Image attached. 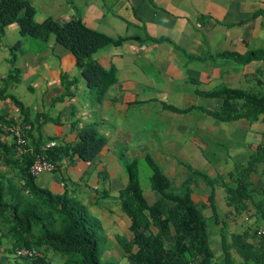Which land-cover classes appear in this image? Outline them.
I'll use <instances>...</instances> for the list:
<instances>
[{"label": "crops", "instance_id": "0c3cea01", "mask_svg": "<svg viewBox=\"0 0 264 264\" xmlns=\"http://www.w3.org/2000/svg\"><path fill=\"white\" fill-rule=\"evenodd\" d=\"M30 1L36 8V21L47 16L59 20L76 17L89 28L111 37L126 36L120 44L107 45L93 53V59L105 68H116L118 76V83L109 87L103 100L93 103L88 95L81 98L88 90L82 78L73 97L65 94L61 73L73 77L80 73L69 49L53 36L46 43L19 38L22 44L16 65L20 81L9 91L28 108L31 119L41 115L30 125L33 138L30 137V150L34 151L37 144L44 148L52 140L75 144L78 138L72 125L81 127L91 121L97 123L108 140L91 162L76 155L71 160L63 159L55 171L35 176V182L56 194L64 191L65 182H73L91 210L98 205L89 189L97 187L91 183L99 182L111 194L126 184L127 179L123 186L109 189L126 176L121 175L122 166L115 155L116 148L124 145L127 159L150 155L156 162H165L160 167L176 189L186 179L195 180L191 183V197L208 218V231L209 221L213 220L215 248H211L216 259L225 258L227 249L223 240L231 244L233 235L244 234L256 243L252 235L256 227L264 226V216L256 220L253 205H249L250 211L236 214L227 202L225 183L230 182V173L239 165H248L251 154L264 143V114L255 120L245 117L219 120L213 112L222 107L223 98L205 93L221 86L264 89L263 59L243 62L221 55L231 52L245 57L250 51L264 50V0ZM7 30L19 33L16 23L7 25L0 33V48L6 45ZM146 35L165 40H146ZM10 55L11 49L0 53V78L9 70ZM7 65L4 72L2 68ZM88 94L93 97L92 92ZM58 96L63 98L55 101ZM132 109L137 115H146L150 132L147 141L138 132L140 125L120 124L123 120L133 123L138 119L134 114L126 119ZM2 112L20 119L10 97H0ZM135 131L138 133L133 137L137 140L133 142L129 132L134 135ZM46 136L52 139L43 144ZM0 140L3 144L14 142L3 132ZM189 167L205 173L212 184L192 174ZM104 170L105 179L99 174ZM250 179L256 188V198L262 195L264 198V160L255 164ZM144 195L150 204L160 198L149 186ZM209 240L211 245L210 234ZM228 253L236 263L242 260L235 247L229 248Z\"/></svg>", "mask_w": 264, "mask_h": 264}, {"label": "trees", "instance_id": "16d2710c", "mask_svg": "<svg viewBox=\"0 0 264 264\" xmlns=\"http://www.w3.org/2000/svg\"><path fill=\"white\" fill-rule=\"evenodd\" d=\"M35 13L36 8L30 0H0V33L4 32L7 25L16 23L20 34L31 36L33 40L46 43L53 36L75 56L80 71L79 76L75 77L66 72L61 73L60 82L65 94L73 97L82 78L88 91L96 93V97L91 96L92 103L101 102L109 87L118 83V76L116 68H105L93 59V53L101 47L120 44L126 36L111 37L89 28L76 17L59 20L47 16L36 21ZM146 40L159 42L165 38L146 35ZM21 44L19 39L11 46L9 70L0 78V97L12 99L20 119L2 112L0 122L23 128L28 136L29 147L30 137L33 139L30 125L38 121L41 115L37 114L31 119L28 108L9 91L20 81L16 57ZM221 55H229L243 62L264 60V50L250 51L245 57L231 52ZM205 94L223 98L222 107L213 112L219 120L241 117L255 120L264 114V89L254 91L221 86ZM62 98L58 96L54 100ZM72 127L78 138L75 144L58 143L46 150L37 144L33 153L18 154L14 142L3 144L0 140V227L5 231L0 233V240L2 235L9 236L12 249L7 253L13 251L17 258L27 261V264H57L45 255L44 251L49 248L65 256L66 264H119L102 258L98 236L101 222L93 217L76 191L71 193L66 185L61 194L53 193L39 186L30 173L29 168L37 153L45 155L58 169L63 159L71 160L75 155L91 162L107 145V137L99 131L95 121L81 127L73 124ZM51 139L46 137L43 144ZM125 151H121L118 158L127 182L119 190L117 199L121 211L130 219L128 228L132 237L128 239L120 235L117 240L129 264H264V241L255 231L252 238L257 240L256 243L249 241L244 234L233 235L231 244L224 239L227 255L224 259H216L209 240L208 218L191 197L192 178L183 181L176 189L150 155L127 159ZM263 160L264 143H261L251 154L248 165H239L230 173V182L225 183L227 202L234 207V212H248L249 205H253L256 220L263 219L264 198L263 195L256 198V188L252 185L250 173L255 169V164ZM189 168L192 174L212 184L205 173ZM99 174L103 179L107 177L105 170ZM146 182L151 190L160 194V198L151 204L144 195L143 183ZM102 192L103 197L108 193L104 187ZM18 247H33L41 254L31 258L20 257L15 254ZM231 247L237 249L242 258L240 262L236 263L228 253Z\"/></svg>", "mask_w": 264, "mask_h": 264}, {"label": "rangeland", "instance_id": "374dc122", "mask_svg": "<svg viewBox=\"0 0 264 264\" xmlns=\"http://www.w3.org/2000/svg\"><path fill=\"white\" fill-rule=\"evenodd\" d=\"M17 27V26H15ZM11 29V28H10ZM21 37H26L28 39H32L30 38L31 36H22L20 34V32L18 33L17 31L15 32H11L10 30H7V33L4 37V42H5V46L0 48V53L4 52L6 49L11 48V46L17 41L19 40V38L21 39ZM25 41V40H24ZM8 65L4 68H2V70L4 72L7 71L8 69ZM1 69V67H0ZM95 92H93L94 97L95 96ZM88 95V97H91L88 94V90L86 89V93H84V95L81 98H84ZM131 114H134L138 119H136L135 121L131 122H126V121H121L120 124H122L123 126L129 125L130 126H139L140 125V130L138 132H140L141 137L143 138V141H147L149 139L148 135L150 132H147V118L146 115L141 113V116H144V119L140 116L137 115L136 113H133V109L130 111V115L126 118L129 119L131 118ZM119 125V124H118ZM108 127H113V126H108ZM137 131H135V134L133 135V132H129L131 138L134 136L136 137V134L138 133ZM125 133L127 135H129L126 131ZM47 137V136H46ZM44 137V138H46ZM133 137V139H134ZM138 136V139L141 138ZM134 139L133 142H136ZM123 150H126V147L124 145H119L116 148V158L118 157L119 153ZM157 163H159V166L161 165V167H164V163L163 161H158ZM121 165V163H120ZM122 166V165H121ZM194 168V167H193ZM197 170V169H196ZM191 171V170H190ZM121 175L124 177L126 174L123 170V168H121L120 170ZM193 173V171H192ZM145 177V176H144ZM142 179V182H144V178ZM168 177V176H167ZM119 178V177H118ZM170 178V177H168ZM125 179H127V177L125 176V178L123 180L120 181L119 178V183H117V181L115 182L116 185L113 184V186H110L109 189H111V187L113 189L123 186V184L125 183ZM171 179V178H170ZM173 182H176V179H172ZM195 181V180H194ZM194 181H190V183H194ZM91 183V180H90ZM172 183V181H171ZM78 185H82V183H77ZM92 185H96L97 188L94 187H90L89 189L91 190V196H94L95 198H97V201L99 200V203L97 205V207L93 206V209H89L91 211V214L93 215V217L99 219V221L101 222V230L98 232L99 233V247L102 251V258L103 259H107V260H111V261H116L119 264H129L128 259L124 256V251L121 249L120 244L118 243L117 240V236L120 235H125L128 239H131L132 237V233L129 230V225H130V221L128 219V217L126 216V214H124L119 206V202H118V195H119V190L115 192L114 190V194H111L110 191H108L107 195L103 197V187L100 185L99 182H95V183H91ZM147 184V182H146ZM145 183H143V187L146 188L148 186V184L146 185ZM67 185V189L73 193V190L75 191L76 188V193L78 194L79 198L84 200V196H80L79 195V187L77 185H74L73 182H66L64 187ZM74 185V186H73ZM172 186L173 185L172 183ZM75 187V188H74ZM84 187V186H83ZM87 188V190H83V192H87L89 190ZM102 196V197H101ZM86 198V196H85ZM102 198V199H101ZM212 222L213 220L209 221L210 225H209V234H210V239H211V246L213 248H215L214 245V232L212 231ZM5 232L3 230V227H0V233ZM9 239L10 237H5L2 235V238L0 240V260L2 264H27V261L23 260V259H19L17 258L13 251L12 253L8 254L7 251L12 249V244L9 243ZM217 252V250H215ZM43 252V251H42ZM45 255L50 258L51 260H53L55 263L57 264H66L65 263V256H60V254H58L57 252H55L52 248H49L46 250V252L44 251ZM16 254V253H15Z\"/></svg>", "mask_w": 264, "mask_h": 264}, {"label": "built area", "instance_id": "2783aa9c", "mask_svg": "<svg viewBox=\"0 0 264 264\" xmlns=\"http://www.w3.org/2000/svg\"><path fill=\"white\" fill-rule=\"evenodd\" d=\"M0 130L2 132L9 134L13 138V141L20 152L23 153L32 152L28 147L29 141L27 135L22 128L0 122ZM54 145H56V142L50 141L45 145L44 149H48L49 147H52ZM54 169H55V164L49 161L45 157V155L40 153H37L35 155V158L29 168L30 173L33 176H38L42 172H53ZM254 231L256 235L258 237L263 238L264 241V226L263 225L258 226L255 228ZM15 253L17 256L30 257V258L41 254L38 249L33 247H18L15 249ZM171 264H178V263H171Z\"/></svg>", "mask_w": 264, "mask_h": 264}, {"label": "clouds", "instance_id": "9594fccd", "mask_svg": "<svg viewBox=\"0 0 264 264\" xmlns=\"http://www.w3.org/2000/svg\"><path fill=\"white\" fill-rule=\"evenodd\" d=\"M11 125V124H10ZM21 128V127H20ZM23 129V128H22ZM3 133H5V132H3ZM5 134H7V133H5ZM9 135V134H8ZM27 135V134H26ZM10 136V135H9ZM11 137V136H10ZM12 138V137H11ZM27 138H28V136H27ZM13 139V138H12ZM52 141H54V140H52ZM50 142V141H49ZM56 142V141H55ZM47 144V143H46ZM58 143L56 142V145H57ZM55 146V145H54ZM45 147V146H44ZM53 147V146H52ZM17 148V147H16ZM30 148V147H29ZM44 149V148H43ZM44 150H46V149H44ZM17 153L18 154H20V153H23V152H20L18 149H17ZM31 153H33V151L31 152ZM56 169H54V171H55ZM35 177V176H34Z\"/></svg>", "mask_w": 264, "mask_h": 264}]
</instances>
